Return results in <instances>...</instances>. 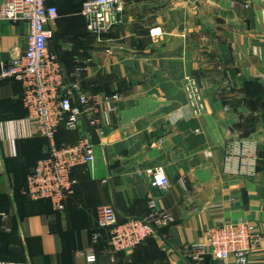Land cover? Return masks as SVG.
<instances>
[{
  "label": "crops",
  "instance_id": "crops-1",
  "mask_svg": "<svg viewBox=\"0 0 264 264\" xmlns=\"http://www.w3.org/2000/svg\"><path fill=\"white\" fill-rule=\"evenodd\" d=\"M62 1L68 10L50 49L68 81L120 100L105 136L86 119L79 129L58 130V145L85 130L95 142L94 163L74 169V193L58 210L22 193L47 140L27 119L21 83L0 80V264H89L81 255L89 250L94 264H234L188 254L221 222L254 225L262 240L248 264H264V0H124L120 22L102 38L87 31L84 0L48 3ZM76 17L82 26H74ZM28 30L24 21L0 20V67L25 51ZM188 75L205 99L198 117L184 92ZM234 141L255 148L252 176L235 173L237 157L234 170L226 168ZM155 166L165 169L167 190L147 173ZM152 200L173 221L131 252L106 251L99 208L112 206L120 221L144 218Z\"/></svg>",
  "mask_w": 264,
  "mask_h": 264
},
{
  "label": "built area",
  "instance_id": "built-area-1",
  "mask_svg": "<svg viewBox=\"0 0 264 264\" xmlns=\"http://www.w3.org/2000/svg\"><path fill=\"white\" fill-rule=\"evenodd\" d=\"M125 10L124 0H84L81 14L87 31L98 38L108 34L119 22ZM59 18L57 6L48 0H2L0 20L24 21L28 24L27 47L0 67V80L13 78L22 85V102L27 119L37 133L47 140V153L39 158L26 175L22 193L31 200H47L53 208L64 210L67 199L74 193L76 167L95 161V142L90 130H85L74 143L58 145L60 128L76 130L86 119L89 127L102 137L110 124L109 117L116 111L118 94L84 91L79 80L68 81L59 57L50 49L54 26ZM82 68H78L75 77ZM184 92L193 114L198 117L205 110L202 87L194 76L184 78ZM228 152L226 168L234 170L232 160L238 158L235 173L252 176L256 168V150L251 143L234 141ZM233 156V157H231ZM160 189L167 190L170 181L162 166L147 170ZM144 218L120 221L112 206L98 210L100 225L107 229L105 248L111 255L131 252L147 238L155 236L160 226L173 221L154 200ZM98 236H94L97 242ZM262 236L248 222H221L206 230L200 240L188 247L190 259L202 262L206 256L214 260H231L234 264H248L252 252L260 245ZM89 264L97 261L95 250L81 252Z\"/></svg>",
  "mask_w": 264,
  "mask_h": 264
},
{
  "label": "rangeland",
  "instance_id": "rangeland-1",
  "mask_svg": "<svg viewBox=\"0 0 264 264\" xmlns=\"http://www.w3.org/2000/svg\"><path fill=\"white\" fill-rule=\"evenodd\" d=\"M58 7V10H59V15L60 14H63L65 11H67L68 9H67V7H66V2H64V1H62V3L59 5V6H57ZM80 14H81V11H80ZM80 18H78V17H76L75 19H74V26H82L81 24V21L79 20ZM63 36V35H62ZM60 36L62 39H65V37L63 36ZM83 38H84V41H86V38H85V36H83ZM84 45H85V43H84ZM83 53H85V51H83ZM80 66H82V65H79V67ZM84 67V66H83ZM77 68V67H76ZM85 68V67H84ZM84 68H83V71H84Z\"/></svg>",
  "mask_w": 264,
  "mask_h": 264
},
{
  "label": "trees",
  "instance_id": "trees-1",
  "mask_svg": "<svg viewBox=\"0 0 264 264\" xmlns=\"http://www.w3.org/2000/svg\"><path fill=\"white\" fill-rule=\"evenodd\" d=\"M58 8V7H57ZM59 11V10H58ZM26 178V177H25ZM24 183H25V180H24ZM24 186V185H23ZM25 196V195H24ZM35 201H38V200H35Z\"/></svg>",
  "mask_w": 264,
  "mask_h": 264
}]
</instances>
